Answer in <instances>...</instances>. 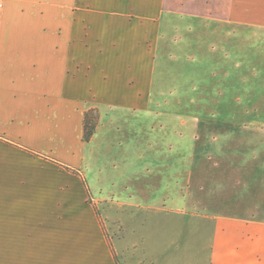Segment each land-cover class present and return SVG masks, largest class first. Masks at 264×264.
<instances>
[{
	"label": "crops",
	"instance_id": "1",
	"mask_svg": "<svg viewBox=\"0 0 264 264\" xmlns=\"http://www.w3.org/2000/svg\"><path fill=\"white\" fill-rule=\"evenodd\" d=\"M241 30L252 34L249 67L264 41V0H0V264H143L124 260L126 237L112 240L102 219L111 208L95 203L102 195L84 171L85 150L111 124L106 113L85 142V112L149 104L159 58L177 36H216L200 45L202 66L215 55L217 70L239 73ZM241 101L233 91L231 113L201 118L212 144L186 161L199 165L198 217L211 222L206 264H264V109L248 101L241 113ZM177 152L192 150L173 146V165ZM132 168L122 174L136 189L120 193L119 207L125 201L133 220L151 209L138 199L143 171Z\"/></svg>",
	"mask_w": 264,
	"mask_h": 264
},
{
	"label": "rangeland",
	"instance_id": "2",
	"mask_svg": "<svg viewBox=\"0 0 264 264\" xmlns=\"http://www.w3.org/2000/svg\"><path fill=\"white\" fill-rule=\"evenodd\" d=\"M251 35L241 30L240 40H236V44L233 40L235 49L240 51V63L245 65L237 74L224 73L219 66L217 70L216 63L220 64L222 58L215 55L204 58L202 66L200 45L204 41L216 42V36H192L191 40L188 36H177L159 58L149 104L135 109L120 106L122 110H108L109 106L103 110L98 107L87 110L92 121L97 122L96 128L105 114H109L108 121H104L111 124L109 131L87 144L84 171L95 179L96 194L102 195L95 202L97 206L111 208L102 218L108 234L118 246L123 238L127 239L128 249L125 246L121 250L125 261L141 260L143 264L208 262L211 234L206 230L211 222L198 217L201 201L196 182L201 177L200 168L198 164L193 168L186 161L198 162L197 150L211 143L210 127H201V118L231 113L233 91H239L241 113L248 111V101H261L259 107L264 109V55L259 53L264 50V41H256L257 55L248 67L247 36ZM256 36H264V31H257ZM218 39L222 42L225 38L219 36ZM226 41L229 42L227 47L232 45V38ZM206 47L207 44L204 50ZM226 62L224 64L229 66L230 59ZM233 83L239 90L232 89ZM173 146L192 152H177L173 165L168 159ZM163 149L166 152H158ZM128 167H134L131 171H143L138 178L143 183L139 189L144 195L138 199L140 205L151 209L134 214L133 220L132 208L127 207L125 201L124 206L119 207L120 193L127 199L130 190L136 189L125 184L122 173ZM220 172L230 173L231 169H220ZM178 207L184 209L185 214L173 211ZM200 227L202 232L198 231Z\"/></svg>",
	"mask_w": 264,
	"mask_h": 264
},
{
	"label": "trees",
	"instance_id": "3",
	"mask_svg": "<svg viewBox=\"0 0 264 264\" xmlns=\"http://www.w3.org/2000/svg\"><path fill=\"white\" fill-rule=\"evenodd\" d=\"M97 122H93L92 119L89 116V112L87 111L85 113V119H84V135L83 139L84 141H89L96 130Z\"/></svg>",
	"mask_w": 264,
	"mask_h": 264
}]
</instances>
